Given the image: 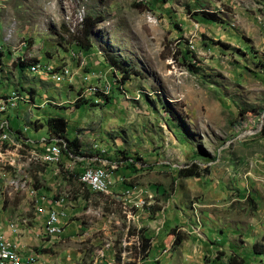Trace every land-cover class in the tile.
I'll use <instances>...</instances> for the list:
<instances>
[{"label":"rangeland","instance_id":"374dc122","mask_svg":"<svg viewBox=\"0 0 264 264\" xmlns=\"http://www.w3.org/2000/svg\"><path fill=\"white\" fill-rule=\"evenodd\" d=\"M86 15L101 17L88 52L75 45ZM16 90L34 107L12 110L11 130L39 143L61 116L83 165L112 173L98 194L28 154L0 165V216L26 221L22 264H264V0H0V96ZM192 164L209 174L182 178ZM18 169L66 198L58 236L9 186Z\"/></svg>","mask_w":264,"mask_h":264},{"label":"bare ground","instance_id":"6f19581e","mask_svg":"<svg viewBox=\"0 0 264 264\" xmlns=\"http://www.w3.org/2000/svg\"><path fill=\"white\" fill-rule=\"evenodd\" d=\"M44 68H46V66H42L39 63H36V64L32 63L29 65V71L31 73H35L39 70L45 73L46 71H44ZM68 74H69V70L63 69L61 75L63 76V75H68ZM50 75H52L53 77L59 76L58 74H53V73ZM95 87L92 88V91L98 92V89H96ZM103 92L104 94H107V90ZM20 103H23L25 105L30 104L32 106L31 100L26 95H22L21 92L17 90L3 94L0 97V114H1L0 125H2L3 123H10L9 121L10 111L17 108V106ZM24 131H26L25 127H24ZM44 140H46L47 143H36V142L31 141L29 138L25 137L22 134V132H16V131L13 132V130L11 129L0 128V165L4 166L5 164H7L8 166H13V168H15L16 167L15 158H18V159L25 158L26 154L29 155V157H27L28 158L27 161L29 162H36L42 165H49V164L55 165V166L59 165L61 163L63 153H61V151L58 150L57 144L58 143L62 144V151H63V149H65L66 147L64 138L60 136L59 134L58 135L50 134V136L48 138H44ZM102 153H104V151H102ZM53 159L55 160V162L53 161ZM82 159L84 160V158ZM99 159L100 158L98 156L95 157V160H94L95 163ZM90 165L91 164L89 163L90 170H103L107 172L106 168H104L103 166H90ZM26 166L28 165L26 164ZM18 171H20V169L17 170L16 175L14 176V179H12L11 181L9 180L10 182L8 184L9 186L12 187V190L16 192L29 189L27 191L29 192L33 205L36 206V210L40 211L38 202L63 203L64 197H60L59 199H53L45 195H38L37 193L38 191L33 189L31 186H28L29 181L26 179V177L24 178L23 176L19 175ZM86 175H87V168H85V170L79 176L78 180L80 183L85 185V187L89 191L93 193H98V194L110 192V189L112 187V182L109 179H101L100 187L94 188L93 183L90 182L89 180H86ZM16 177H22V178H18V180L16 181ZM4 189H7V188H4ZM126 197H128V195ZM59 213H63V208L52 207V214H59ZM62 222L63 221H58L59 229H61L62 227L61 225ZM44 229H45L44 232L46 235L51 236V237L58 236V235H55V233L53 232H49L46 223L44 224ZM7 246L9 248H17L15 243L10 239H7Z\"/></svg>","mask_w":264,"mask_h":264},{"label":"trees","instance_id":"16d2710c","mask_svg":"<svg viewBox=\"0 0 264 264\" xmlns=\"http://www.w3.org/2000/svg\"><path fill=\"white\" fill-rule=\"evenodd\" d=\"M200 13L204 19H206L208 21L220 23V21H218V19H216L215 15L213 13H206V12H200ZM197 14L198 13H192L193 16H196ZM100 19H101V17H97V16L91 17V16H87V15L81 19L80 38H78L75 42V45L78 49L85 51V52H88L90 50L91 45L89 42V38H90L91 34L93 33V31L95 30ZM182 58L185 61V57L183 56ZM117 64H118V61H114V66H118ZM29 65H30V63H26L24 61H19L15 64V67H16L18 72L22 73L28 68ZM187 66L189 67L190 70H192V69L196 70V68L193 65H191L190 63H188ZM129 70H133V69L131 68ZM128 72L129 71L127 69H123V73L128 74ZM105 100H108V99L105 98ZM169 116L171 118H173L172 114H170V113H169ZM36 122L37 121H35L33 123V124H35L34 130H38L39 128L42 127L41 123L37 124ZM45 124H46L48 133L55 134V135L59 134L60 136H62L64 138L65 143H66L65 149H63V151H62L64 156H69L71 154L82 156V153L77 152L78 140L76 138H73L70 140L66 136L67 122L63 117H61V116L48 117L45 120ZM131 163H133V161H131ZM79 164L80 163H78V165ZM196 170H197V166L192 164V166L189 168L179 169V175L182 178H191V177L200 178L203 176H207L209 174L207 167L202 169L201 172L196 171ZM78 173L80 174V172H78ZM78 173L74 172V174L76 176L79 175ZM148 248H149L148 240L142 239V250H147ZM231 262H233V260H231ZM231 264H233V263H231Z\"/></svg>","mask_w":264,"mask_h":264},{"label":"built area","instance_id":"2783aa9c","mask_svg":"<svg viewBox=\"0 0 264 264\" xmlns=\"http://www.w3.org/2000/svg\"><path fill=\"white\" fill-rule=\"evenodd\" d=\"M44 71H48V69L44 68ZM0 128L10 129L11 126L10 123H3L2 125H0ZM16 132H22V134L25 137H27V135L24 133V130L21 131L17 129ZM39 143H47V142L46 140L42 139V141ZM57 146H58V150L61 151L62 153V144L58 143ZM71 159L76 164V160H74V158ZM53 161L55 162L54 159ZM82 168H87L86 180L92 182L94 188L100 187L101 179H109L112 182L111 172H105L103 170H90L89 164L84 165ZM18 178H22V177H16V181L18 180ZM38 205H39V210L41 212L42 220L47 224L49 232H53L55 233V235H59L61 229L58 228V221H63L64 218L66 217L65 208H63V213L52 214V207L61 206L60 203L38 202ZM8 229L14 230V221L9 223ZM33 260H34L33 256L28 255L25 260V264H33L34 263ZM0 264H22L17 248H9L7 246V238H5L1 234H0Z\"/></svg>","mask_w":264,"mask_h":264},{"label":"crops","instance_id":"0c3cea01","mask_svg":"<svg viewBox=\"0 0 264 264\" xmlns=\"http://www.w3.org/2000/svg\"><path fill=\"white\" fill-rule=\"evenodd\" d=\"M34 64V63H33ZM40 64V63H39ZM28 71H29V66H28ZM30 72V71H29ZM31 73V72H30ZM41 73H44L43 71H37V72H35V73H32V74H41ZM51 78L53 77L52 75H49ZM53 78H55V79H60V78H58V77H53ZM21 92V91H20ZM21 94L22 95H26L30 100H31V102H32V107H34V100L28 95V93H24V92H21ZM2 96V95H1ZM0 96V97H1ZM23 105H25V104H23V103H20L18 106H17V108H15V110H18V111H22L20 108H19V106H23ZM29 106H31L30 104H28ZM46 106H44V107H42V109L43 108H45ZM18 111L16 112V114L18 113ZM10 113H11V111H10ZM14 113H15V111H14ZM52 113H55V111H53ZM14 131H17V129H15V130H13V132ZM51 134V133H50ZM71 158H74V160H76V164L77 163H80L78 166H76V164L72 161V159ZM83 157H79V156H76V155H69L68 156V158H67V160L65 161V156L63 155V157H62V160H61V171L65 174V175H70V174H72L74 171L76 172V173H78V172H80V174L78 175V178H79V176L82 174V172L85 170V168H83L82 169V167L84 166L83 165V159H82ZM59 164V165H60ZM58 166V165H57ZM135 166V165H134ZM133 166V167H134ZM112 168H114V167H112ZM133 169V168H132ZM47 170L48 171H50L49 173H48V175L49 176H51V175H53L54 173H56V171H57V168H55V165H47ZM107 170V172H109V170L108 169H106ZM111 172V171H110ZM78 178H77V180H78ZM77 182H79V180L77 181ZM80 183V182H79ZM80 184H82V183H80ZM83 185V184H82ZM84 187H85V185H83ZM86 188V187H85ZM38 191V190H37ZM42 189L40 188V190L37 192L38 193V195H45V196H47V197H49V198H53V199H58V196L56 197L55 195H53V194H51V193H49V194H47L46 192H44L43 191V193H45V194H43L42 193ZM66 199V198H65ZM65 199H64V201H63V203H60L61 204V206H55L56 208H64V204H65ZM32 206H33V208H34V211H35V213L37 214H35L34 212H33V214H34V218H33V222H34V225H36V223H38L39 225H41V221H42V232H43V237H46V236H48V235H46L45 234V232H44V224H45V222L42 220V218L40 217L41 216V212L40 211H38V210H36V206H34L33 204H32ZM39 215V216H38ZM8 218H9V216H7ZM7 217H2V215L0 216V234L1 235H3L5 238H7V239H10V240H12L14 243H15V245H16V247H17V250H18V252H22L21 251V247H22V245H24V243L26 242V238L23 236V237H21L20 235L21 234H23V232H20V233H18L19 231H18V229H17V225H18V223L19 222H21V224H24V223H26V221L24 220V219H22L21 217H15L14 218V230H9L8 229V227H7V225H8V222H7V220H8V218ZM61 225H62V223H61ZM17 232V233H16Z\"/></svg>","mask_w":264,"mask_h":264}]
</instances>
